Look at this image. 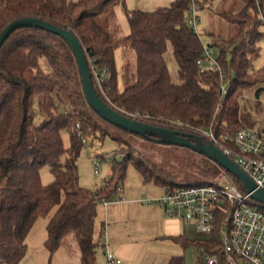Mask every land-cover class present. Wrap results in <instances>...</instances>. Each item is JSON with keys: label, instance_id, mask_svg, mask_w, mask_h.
Wrapping results in <instances>:
<instances>
[{"label": "trees", "instance_id": "obj_1", "mask_svg": "<svg viewBox=\"0 0 264 264\" xmlns=\"http://www.w3.org/2000/svg\"><path fill=\"white\" fill-rule=\"evenodd\" d=\"M122 1L0 0V33L10 21L25 16L71 29L98 72L107 71L102 82L104 94L93 76L103 100L122 111L148 115L153 124L179 119L195 127L212 128L217 135L254 128L256 120L243 110L240 98L246 89L264 84V67L252 66L264 39L262 0H241L244 6L240 11L220 13L236 31L229 38L214 39L210 46L218 50L220 69L203 72L198 60L206 46L186 21L190 0H174L156 9L125 8L131 32L117 36L111 29L121 32L115 25L114 9ZM120 46L136 55L133 67L124 65L123 89L116 63ZM169 51L177 64L179 82L172 80ZM42 59L50 66L48 72ZM224 81L228 83L226 94L221 92ZM263 88H258L257 96ZM35 100L43 115L38 123ZM63 131L70 137L68 147ZM134 136L139 135L108 122L90 106L76 57L63 37L36 27L13 31L0 48V264H18L25 257L28 235L39 217H49L45 244L51 253L73 234L82 263L95 264L105 232L103 225L99 238L95 237L98 205L115 193L129 163L145 183L168 189L209 184L221 174L220 167L202 155V168L187 156H176L175 164L147 159L136 154L131 142ZM107 137L117 142L123 157L115 159L112 175L101 186L85 188L80 185L78 169L82 149L87 141ZM140 137L158 144L155 139ZM45 166H50L54 175L47 184L41 179ZM230 175L246 192L239 179ZM250 202L264 211V204L251 198ZM228 210V206L217 210L211 238L179 236L175 241L184 246L200 244L215 254L220 264L228 263L230 255L221 239Z\"/></svg>", "mask_w": 264, "mask_h": 264}, {"label": "rangeland", "instance_id": "obj_2", "mask_svg": "<svg viewBox=\"0 0 264 264\" xmlns=\"http://www.w3.org/2000/svg\"><path fill=\"white\" fill-rule=\"evenodd\" d=\"M142 8H156L161 6H168L174 0H140ZM198 33L202 39L203 44L210 48V44L214 39H226L234 34L236 27L221 16V12L240 11L244 3L241 0H198ZM189 15L186 14V17ZM264 31V26L261 28ZM114 34L113 29H111ZM213 33V35L211 34ZM213 48V55H217V48ZM124 49L123 52H121ZM167 60L170 68V73L175 81H179L178 69L176 61L170 56V51L167 54ZM136 55L131 49L122 48L120 46L116 51V63L119 71V86L121 89L125 86L124 78V64L130 63L131 67L135 65ZM43 69L48 72L50 66L46 59L41 61ZM253 68H261L264 66V39L260 43V55L253 60ZM264 87V84L256 85L246 89L240 98L242 108L245 112L251 113L253 118L256 120L254 128L256 130H264V88L260 95H256L258 88ZM35 121L38 123L42 120L43 115L39 111L38 103L35 100ZM264 133V131H261ZM63 139L65 146H70V137L67 131H63ZM134 145L136 154H141L145 158H149L159 164L167 161L171 164H175L174 160L176 156H187L193 160V163L197 167L198 165L202 168L204 159L202 156L187 147L177 145H164L161 143H152L140 136H134L131 139ZM173 146L179 147L174 148ZM186 148L187 150L183 149ZM192 151V152H190ZM206 157V156H205ZM121 160L119 152V146L115 140L110 137L105 138L104 141H94L93 143L87 141L82 149V152L78 159V169L80 177V185L89 188L96 189L101 186L110 176L112 175V164L115 159ZM98 159L101 162L99 173H95V166L93 160ZM194 170H199L194 168ZM54 175L51 172L50 166H45L41 170V179L44 184L51 182ZM125 191H134L135 198L142 196H151L150 193L146 192V189L150 187L153 191L162 192L161 187L153 183H145L142 175L136 170L133 164L129 163L126 176L123 181L119 182ZM124 197L128 195L123 194ZM156 195V194H155ZM113 206H109L107 209L99 203V215L96 220L95 237L99 238L100 230L104 225L105 210L108 211V215L115 213V219H110L111 222H116L120 214L117 212L118 209H113ZM110 211V212H109ZM52 214V212H51ZM112 218V217H111ZM136 217L130 214L128 220L135 222ZM49 217H39L34 226L32 227L28 235V252L25 257L18 264H83L81 259V252L78 242L73 234H69L63 241L62 245L53 253L49 251L45 242L47 239V223ZM121 220H118L119 222ZM128 224L130 226L128 236V246L125 254H118L114 249L109 246V249L116 254L121 260V264H208L206 262V254H210L206 248L200 244L191 243L187 246L177 242L171 238H151L143 237L138 235V231L134 228V224ZM133 225V226H132ZM115 226L111 227L113 230ZM119 229V228H118ZM189 236L193 239L202 238V235L198 232L194 224L188 226ZM117 232V229H116ZM104 237V236H103ZM102 237V238H103ZM104 243V239L102 240ZM126 244V245H127ZM95 264H107L106 261V250L101 244L97 249L95 255ZM228 264V263H224Z\"/></svg>", "mask_w": 264, "mask_h": 264}, {"label": "built area", "instance_id": "obj_3", "mask_svg": "<svg viewBox=\"0 0 264 264\" xmlns=\"http://www.w3.org/2000/svg\"><path fill=\"white\" fill-rule=\"evenodd\" d=\"M259 1V0H258ZM198 0H190L186 17L187 24L198 33ZM264 19V17H263ZM199 34V33H198ZM96 84L103 92L102 82L107 74L101 73L90 60ZM200 71L208 68L220 69L213 48H205L203 57L198 60ZM228 91L226 81L221 84L222 94ZM104 94V92H103ZM135 119L148 121V115L139 112H126ZM153 124V123H152ZM191 132L201 136L208 143H213L233 159L256 183L264 189V133L253 127H241L234 133L225 131L217 135L212 128H199L179 119H168L156 125ZM121 159L123 155L120 153ZM95 173H99L101 162L93 160ZM211 183L200 186H177L172 189L164 187L159 196H142L138 199L143 204H158L168 217L194 224L200 235L211 238L216 229L217 210L229 207L221 229L224 251L230 256L228 264H264V211L250 202L249 194L243 192L234 178L224 169ZM124 188L119 183L110 198H103L100 203L107 207L126 201ZM104 232V247L107 264H121V260L109 249ZM208 264H220L215 254H206Z\"/></svg>", "mask_w": 264, "mask_h": 264}, {"label": "water", "instance_id": "obj_4", "mask_svg": "<svg viewBox=\"0 0 264 264\" xmlns=\"http://www.w3.org/2000/svg\"><path fill=\"white\" fill-rule=\"evenodd\" d=\"M22 27L44 29L60 35L68 42L78 63L83 89L88 103L102 118L136 135L155 139L158 143L164 145L187 147L200 155L206 156L220 168L238 178L251 199L264 204V189L257 187L251 177L217 145L208 143L201 136L191 132L135 119L104 101L94 86L90 59L86 53V49L71 29L39 17L25 16L16 18L10 21L0 33V48L13 31Z\"/></svg>", "mask_w": 264, "mask_h": 264}, {"label": "crops", "instance_id": "obj_5", "mask_svg": "<svg viewBox=\"0 0 264 264\" xmlns=\"http://www.w3.org/2000/svg\"><path fill=\"white\" fill-rule=\"evenodd\" d=\"M125 8H129V9H134V8L143 9V8L140 0H123L121 3L115 6L114 9L115 25H118L123 35H128L131 32V27L125 12ZM156 8H146V9H156ZM262 11L264 13V0H262ZM122 48L129 49L125 46H122ZM121 50H122L121 52H123L124 49ZM170 56L173 57L171 51H170ZM179 81L173 80V82H179ZM259 131H264V130H259ZM149 183H153V182H149ZM142 190H146V192L150 193L149 195L154 197L161 195L164 191V187H161L162 192L160 194H158L159 193L158 191H153L150 187L146 189L142 188ZM124 193L125 195H128V197L130 198L125 197L126 201L109 205V206H113L112 207L113 209L114 208L118 209L117 212L120 214V216L117 218V221L118 220L121 221L119 222L116 221L115 223L111 222L110 219L112 220L115 219L114 217L115 213H111L110 215H108L107 210H105V220H104V229H105V233H106L105 235L107 238L108 245H110L114 249V251H116L118 254L124 255L125 251H127V246H128L127 242L129 241L127 236L129 235L128 228L131 226V225L128 226V224H132L134 221V220L133 221L128 220L130 218V214H133L134 217H136L135 222L133 224H134V228L138 231L139 236L148 237V238L150 237V239L171 238L173 240H175L174 239L175 237L181 236L184 237L185 239L193 240V238L188 234L189 233L188 226L189 224H193V223L184 222L180 219L168 217L163 211V209L156 203L143 204L139 202L138 201L139 198H135L134 196L135 195L134 191L124 190L123 194ZM109 206L105 207V209H107ZM98 215H99V209H98ZM112 226H115L113 230H111ZM202 238L206 239L205 237Z\"/></svg>", "mask_w": 264, "mask_h": 264}]
</instances>
